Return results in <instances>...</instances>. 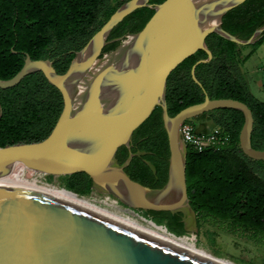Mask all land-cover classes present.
Returning a JSON list of instances; mask_svg holds the SVG:
<instances>
[{
	"label": "water",
	"instance_id": "1",
	"mask_svg": "<svg viewBox=\"0 0 264 264\" xmlns=\"http://www.w3.org/2000/svg\"><path fill=\"white\" fill-rule=\"evenodd\" d=\"M245 1L127 0L73 52L64 72H58L53 59H33L25 52L22 68L9 79L0 77V89H9L42 72L63 98L61 113L45 139L0 148V264H233L165 241L96 208L3 180L27 161L35 163L34 171L85 172L95 191L116 197L129 209L181 213L185 235L197 236L200 227L188 196V146L182 124L216 109H237L244 114L243 153L264 160V149L252 144L255 118L243 101L206 93L203 101L170 115L168 77L186 58L203 50L207 57L191 69L193 80L203 88L196 68L213 58L207 43L210 34L238 45L257 43L264 36V24L249 38L223 27L224 16ZM143 7L154 13L141 30L109 39L119 23ZM115 41L121 43L103 52ZM158 106L169 143L168 177L163 186L150 187L132 179L125 169L135 156L151 153L133 152L131 142L135 130ZM2 115L0 101V120ZM202 131L200 125L196 132ZM122 146L129 154L121 163L117 155ZM144 161L157 172L150 160Z\"/></svg>",
	"mask_w": 264,
	"mask_h": 264
},
{
	"label": "trees",
	"instance_id": "2",
	"mask_svg": "<svg viewBox=\"0 0 264 264\" xmlns=\"http://www.w3.org/2000/svg\"><path fill=\"white\" fill-rule=\"evenodd\" d=\"M125 1L0 0V77L9 79L21 69L25 52L33 59H53L58 72H64L73 52L84 46ZM162 1L151 0V3ZM153 13L149 7L137 9L113 29L109 39L141 30ZM263 24L264 0H246L223 18V27L242 38H249ZM263 42L264 36L251 45L253 50ZM120 43L108 44L103 52L114 50ZM207 43L213 58L196 68V76L203 88L191 74L193 65L207 57L203 50L186 58L168 77L169 114L175 115L183 108L203 101L206 93L211 98L243 101L255 118L252 144L257 149H264V100L252 93L241 67L250 54L242 58L238 44L217 34H210ZM262 86L264 89V73ZM0 101L3 107L0 148L45 139L63 107L60 91L42 72L25 77L15 87L0 89ZM201 118L210 119L212 126L220 127L229 135L230 141L220 149L196 151L188 147L186 176L191 205L198 216L208 214L229 221L232 231H264V160H254L240 148L244 114L237 109L224 108L196 117ZM134 143L133 152L151 153L135 156L126 172L144 185L163 186L168 177L169 143L161 107H156L134 132ZM128 154L129 149L122 146L117 155L119 162H124ZM144 159L156 166V173ZM67 176V189L77 194L93 189L87 173ZM146 215L177 236L186 234L181 213L149 211Z\"/></svg>",
	"mask_w": 264,
	"mask_h": 264
},
{
	"label": "rangeland",
	"instance_id": "3",
	"mask_svg": "<svg viewBox=\"0 0 264 264\" xmlns=\"http://www.w3.org/2000/svg\"><path fill=\"white\" fill-rule=\"evenodd\" d=\"M239 51L242 58L250 54L242 63V71L252 93L259 99L264 100V89L262 86L264 42L254 50L251 45H239ZM199 120L208 121L210 125L212 124L210 119L207 118H201ZM28 175L39 181L37 186L41 183L65 189L73 195L90 200L100 208L120 214H130L141 222L145 221L140 216L153 220L149 215L141 211L135 212L127 208L120 201L116 203L117 206L114 204L111 205L113 198L109 199L106 193H100L92 189L84 194H76L67 189V175L54 173L42 174L36 171H29ZM104 201H107V203ZM198 219L200 222V231L196 236V244L199 248L204 249L213 256L227 259L235 264H264V231L246 233L232 231L229 221H224L208 214L199 215Z\"/></svg>",
	"mask_w": 264,
	"mask_h": 264
},
{
	"label": "bare ground",
	"instance_id": "4",
	"mask_svg": "<svg viewBox=\"0 0 264 264\" xmlns=\"http://www.w3.org/2000/svg\"><path fill=\"white\" fill-rule=\"evenodd\" d=\"M35 165V163L27 161L23 164H20L18 167H16L13 171H11L3 180L4 182L10 183V184H15V185H19V186H24V187H28V188H33V189H37V190H41V191H45V192H49L52 194H55L57 196H60L62 198L65 199H69L93 208H96L116 219H119L123 222H126L128 224H131L132 226H135L137 228L142 229L143 231H146L156 237H159L165 241L174 243L180 247L186 248L188 250L200 253V254H204V255H208V256H213L212 254L208 253L207 251H205L202 248H199L196 244V236L195 235H180L177 236L175 234H173L172 232H170L165 226H162L160 224H157L155 221L153 220H149L146 219L142 216L141 219L145 222H141L137 219H135V217H133L130 214H120L117 212H112L103 208H100L99 206H97L95 203L91 202L88 199H85L84 197H79L77 195H73L72 193L68 192L65 189H61L58 187H52L49 186L47 184H41L37 186V183H39V181L36 178L33 177H29L28 172L29 171H34L33 169H31L33 166ZM36 172L42 173V174H47L49 171H41L40 168H38L36 170ZM107 203V201H104ZM116 201L113 200L111 205H116ZM215 257V256H214ZM220 258V257H217ZM220 260L225 261L227 263H233L227 259L224 258H220ZM235 264V263H233Z\"/></svg>",
	"mask_w": 264,
	"mask_h": 264
},
{
	"label": "built area",
	"instance_id": "5",
	"mask_svg": "<svg viewBox=\"0 0 264 264\" xmlns=\"http://www.w3.org/2000/svg\"><path fill=\"white\" fill-rule=\"evenodd\" d=\"M200 125L203 126V131L198 133L196 130ZM181 135L187 146L196 151L220 149L230 141L229 135L220 127L208 126L204 121L197 122L196 119L187 120L182 124ZM108 198L119 202L116 197L110 194H108Z\"/></svg>",
	"mask_w": 264,
	"mask_h": 264
},
{
	"label": "flooded vegetation",
	"instance_id": "6",
	"mask_svg": "<svg viewBox=\"0 0 264 264\" xmlns=\"http://www.w3.org/2000/svg\"><path fill=\"white\" fill-rule=\"evenodd\" d=\"M194 119H196V118H194ZM196 121L197 122H199V121H201V120H199V119H196ZM205 123H207L208 124V126H211L210 124H209V122L208 121H205ZM136 131V130H135ZM136 145H135V143H134V135H133V140H132V142H131V150L133 149V147H135ZM128 149V148H127ZM132 210V209H131ZM134 211V210H133ZM136 211H138V210H136ZM135 211V212H136ZM141 212H143V213H146V214H149V211H141Z\"/></svg>",
	"mask_w": 264,
	"mask_h": 264
},
{
	"label": "crops",
	"instance_id": "7",
	"mask_svg": "<svg viewBox=\"0 0 264 264\" xmlns=\"http://www.w3.org/2000/svg\"><path fill=\"white\" fill-rule=\"evenodd\" d=\"M262 87V86H261ZM205 122V121H204Z\"/></svg>",
	"mask_w": 264,
	"mask_h": 264
}]
</instances>
